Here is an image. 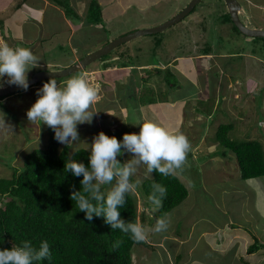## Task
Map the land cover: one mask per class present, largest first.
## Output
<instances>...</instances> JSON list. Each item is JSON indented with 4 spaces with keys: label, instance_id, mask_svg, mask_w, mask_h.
Listing matches in <instances>:
<instances>
[{
    "label": "rangeland",
    "instance_id": "374dc122",
    "mask_svg": "<svg viewBox=\"0 0 264 264\" xmlns=\"http://www.w3.org/2000/svg\"><path fill=\"white\" fill-rule=\"evenodd\" d=\"M62 1L69 2L82 16L74 22L77 26L81 21L82 30L78 29L79 26L75 27L71 36L68 29L62 30L61 20L62 23H57L59 30L53 31V38L50 39L49 31L54 29L50 15H46L45 19H48L44 20V24L30 20L25 24L31 28L30 32L40 31V36L47 37L41 48L35 50L45 53L44 68L50 71L61 70L73 59L82 56L83 49L93 51L97 37L100 40L103 36L102 39L110 41L138 29L158 26L191 2L98 0L103 13L99 26L106 29L103 32L95 24L84 22L91 0ZM241 1L244 8L242 21L248 26H261L264 29V0ZM250 2H258L261 7ZM2 3L3 0H0ZM53 4H58L57 0ZM12 6L14 8V3ZM62 11L65 12L64 9ZM225 11L228 12L225 0H201L190 14L166 30L145 34L118 46L112 54L104 55L103 59L86 68H99L110 58L114 59L110 60L111 65L116 64L117 67L107 73L108 78H115L113 84L97 87L89 83V89H82L88 98L79 93V87L75 85H61L55 89L47 87L64 79L54 78L36 89L42 91L31 87L0 99V177H11L14 167L22 166L24 155L36 148L44 149L48 144V127L54 124L61 128L62 144L71 143L73 149L85 147L97 155L98 164L91 173L95 186L109 181L108 189H105L107 192L141 194V199L137 197L138 211H144L147 222L143 224L140 218V232L148 245L134 247V264H169L170 258L173 264H177L178 257L200 258L203 264H245V260L250 261L249 264H264V260L253 261V257H264L263 249L247 253L253 235L264 242V176L244 180L235 153L228 150L224 155L222 151L225 147L222 148V144L215 140L218 126L232 122L235 127L228 134L232 139L258 140L264 148V37L242 34L227 17L222 16ZM52 12L59 15V11ZM63 24L71 29L74 27L68 22ZM20 34L25 36L28 31ZM0 42L4 47L0 57L9 63L11 50L7 48L1 30ZM105 42L101 41L97 46L101 47ZM208 43L214 55L202 54L201 49ZM18 44L15 48L23 51L22 43ZM73 47L83 49L73 55ZM29 56L19 55L14 65L9 67L0 65V86L21 82L33 74L35 67L31 60L36 63L42 58ZM175 57L180 58L176 60ZM122 64L131 65L130 78L127 70V77H123L125 70ZM166 67L174 72L170 78L178 80L180 84L175 90L169 86L167 88ZM211 67L213 69L209 71ZM80 73H74L77 75L74 77L92 78L88 72L85 76H78ZM190 75L196 79L198 86L202 78L207 87L200 83L201 87L195 91L194 98L184 103L181 119V125H185L183 131H161L157 127L159 123L155 121L153 108L170 98L183 99L187 96L186 91L191 86ZM74 77H67L66 80ZM82 85L86 88L84 83ZM51 91L61 94L56 96L61 98L59 103H50L54 95ZM92 98H98V101L102 99L94 104L98 109L106 108L108 102H113L112 107H108L110 112L115 110L114 128L111 131H97L92 114L86 113L94 111L95 107L90 104ZM77 100L84 103L79 104ZM193 106L205 112V119L209 120L207 125L204 121L200 127L194 125L189 128L186 118L192 116L190 110ZM185 108L190 110L185 112ZM71 114L72 118L78 119V125L68 124L70 131L64 130L66 125L59 116L68 118ZM87 114L90 131H74L79 123L88 120ZM152 122L155 129L150 128ZM198 131L199 137L194 138ZM202 133L205 135L203 147L198 145ZM167 137L170 141L166 142ZM210 142L216 146L209 149ZM211 158L213 164L210 163ZM152 160H160L168 165L179 174L189 190L187 199L162 218L153 216L152 211L157 212L159 206L152 203L142 189L144 180L152 176L149 167ZM129 177L134 178L133 185L127 181ZM143 206H149V213L145 212ZM234 255L242 256L243 262L235 259L237 263H230L234 261ZM155 258H160V263H154Z\"/></svg>",
    "mask_w": 264,
    "mask_h": 264
},
{
    "label": "trees",
    "instance_id": "16d2710c",
    "mask_svg": "<svg viewBox=\"0 0 264 264\" xmlns=\"http://www.w3.org/2000/svg\"><path fill=\"white\" fill-rule=\"evenodd\" d=\"M26 1L19 0L17 4L20 6ZM57 3L72 22L82 17L69 2L57 0ZM251 4L261 7L258 2ZM86 12V19L82 20L99 27L103 13L98 0H91ZM222 16L227 17L239 31L229 10ZM3 28L5 23L0 21V30L7 46L15 50L14 46L9 45ZM100 29L103 32L106 30ZM44 41L42 37L31 45L43 44ZM106 42H109L108 39ZM31 45L23 44L24 55L29 58V55L34 57L31 53L34 47ZM201 50L203 55L212 54L213 51L210 43ZM3 52L4 47L0 42V56ZM112 53L113 51L108 55ZM110 60L114 61L110 58L102 64V69L112 66ZM1 64L4 67L14 65L6 63L0 57ZM41 69L36 66L33 73ZM165 70L167 88L169 86L172 90L177 89L180 85L178 80L170 78L174 72L169 67ZM85 71L90 70H80L78 76ZM74 76L77 75L67 77ZM48 82L49 80H43L35 85ZM202 83L207 86L203 80ZM7 96H0V99ZM219 96L225 99L222 95ZM201 112L205 114L203 110ZM234 127L232 122L221 123L216 130V142L222 144V148L225 147L222 153L226 155L228 150L235 153L244 180L263 177V145L254 139H232L228 134ZM60 130L59 126L50 125L47 146L44 149L36 148L24 155L22 166H15L11 177H0V264H134V247L148 245L140 232V218L143 224L147 222L144 211H138L137 197L141 199V194L134 192V195L129 191L107 192L105 189H108L109 181L95 186L91 173L98 164L97 155L85 147L73 149L71 143L62 144ZM230 157L233 158L232 153ZM149 167L152 176L144 180L143 193L152 203L159 206L157 212L152 211L153 216L162 218L187 199L189 190L179 174L164 162L152 160ZM127 181L131 185L134 184L132 177ZM144 209L146 213L151 210L149 206ZM252 239L247 253L264 250V242L258 236L253 235ZM180 259L178 257L177 262Z\"/></svg>",
    "mask_w": 264,
    "mask_h": 264
},
{
    "label": "crops",
    "instance_id": "0c3cea01",
    "mask_svg": "<svg viewBox=\"0 0 264 264\" xmlns=\"http://www.w3.org/2000/svg\"><path fill=\"white\" fill-rule=\"evenodd\" d=\"M15 1L16 0H13V1L12 0H3V3L0 4V21L5 23V28H3V29L5 30V36L7 37V41L9 42V45H11V46L15 47V45L16 46L19 45L18 44L19 42L22 43V45L23 44L31 45L37 39L38 40L42 39V37H43V39H47V37H45V35H43V36L41 35L40 36L38 34L40 31L38 33H32V32L29 31V30H31V28L26 26L29 20L31 22H36L37 21L40 24H44V20L46 21L48 19V18L45 19L46 15L47 16L50 15L51 16V20L53 21V25L52 26H53L54 29H51L50 30L51 32L49 31L50 39L53 38L52 32L59 30V28H57V23H58V21L61 22V20L65 24H67V22H68L69 24H72L74 26L71 29L67 25L65 27L64 24L61 22L62 23V25H61L62 26V30L64 31V29H68V31H70V35L72 34V30H74L75 27L79 26L78 29L82 30V26H83L82 23H80L77 26H75L74 22H72L71 19L67 17L65 12L62 11L61 6L58 5V4H56V5L53 4L52 0H27L26 2H24L20 6H18V4H17L18 0H17L16 4H15ZM13 3H14V8L12 6ZM52 11H54V12L59 11V15L57 16V14H53ZM253 27L262 28L261 26H253ZM97 28L99 29L100 26L97 27ZM26 31H28L27 35H25V36L23 35L22 36V34H20V33H25ZM16 32H18L17 33L18 37H16L17 36V34H15ZM11 33H14V35H12ZM102 37L100 38V40H99L98 37H97V40H94V41H97V42H96V47L95 48L93 47V50L98 48L97 45L99 43H101V41L107 40L106 38L102 39ZM69 38H70V36H69ZM12 40H15V41H12ZM87 42H88V44L91 43L90 41H87ZM41 46H42L41 43H38L37 45H35L34 49H33V51L31 53L34 55V57H41L42 60H40L39 62H36V63L33 62V60H31L32 61L31 63L34 64L35 67L37 66V67H40V68H42L44 70H48L47 68H44L45 61H46L45 60V53L42 54V50H41V53H39V52H37L35 50V49H40ZM7 48H9V47L7 46ZM9 49L11 50V55H10L11 61L9 62L11 64H14V62L17 61V58L19 57V55L25 54V52H23L22 50L20 51L21 52L20 53L19 52L20 49H17V48H15V50H14V48H9ZM82 49H83V47L82 48H77V49L76 48L74 49V47H73L72 48L73 55L78 53V51H80ZM84 50L85 51L87 50L88 51V52L86 51L87 53H89L91 51L90 49H83L81 51L83 53L82 56H80L81 58L84 55H86V54H84L85 53ZM80 57L79 58L77 57L76 59H73L71 62H69L70 64H68L67 66H64L63 68L68 67V66L76 63L79 59H81ZM180 57H177V58L175 57L174 59H178ZM54 64L55 63H53L52 66H54ZM130 67L131 66H125V67L122 66L123 70H125L123 72V74H124L123 77H125V78L127 76H129V78L131 77V70L132 69H130ZM63 68H61V69H63ZM114 68L117 69V67L115 65H112V66H110V67H108L106 69H102V66H101L99 68L91 69L90 71H85L83 73L84 76L87 74V72L90 73L92 78L96 79V80H93L92 78H90V76H89V78L87 77L85 79H83V78H74V79H69V80L65 79L64 81H59V83H55L53 85H48L47 87L51 86L53 89H55L56 87H59L61 85H63L64 87L67 86V85H69V86L75 85V86L79 87V93H81L83 96H85V98H88V96H87L88 94L86 92H84V90H82V89H87V88L89 89V87H90L89 83H91L92 85H96L97 87H100V86H105L106 87L109 84H113L114 81H116L115 78L114 79L108 78L107 77V73L111 72ZM126 70L128 71V75H127V71ZM190 78H192V79L189 80L191 86L186 91L187 96H184L183 99H178V98L172 99V98H170L168 101L162 102V104L159 107H156V108L154 107L153 108V115L155 117V121L157 123H159V125L157 127H160L161 131H168L170 133H174L175 131H183L185 125L184 126L181 125L182 124L181 119H183L182 114L184 113V110H183L184 103L187 100L194 98L195 91L198 90L201 87L200 83H202V80H200L199 86H198L196 84V79L193 78L192 75H190ZM25 79H27V78H25ZM210 82H212V81H210ZM82 83L85 84L86 88H84V85H82ZM40 87H41L40 85H37V86L33 87V89L36 90V89H38ZM124 88H127V87H124ZM42 90L43 89H39V90H36V91H42ZM210 90L211 91H215V90H212V88H210ZM95 91H98V90L95 89ZM51 92H53L52 94H54L55 96L54 95L51 96L50 103L52 105H54L56 102L59 103L61 98L56 97V96L57 95L61 96V94H59V93L55 94L54 91H51ZM208 95L211 96L210 93H208ZM53 96L56 97V98H54ZM101 100L102 99H100L98 101V98H92V101L90 102V104L95 107L94 104H98ZM131 100H133V99H131ZM217 100H218V98H217ZM76 102L79 103V104L84 103V101H81V100H77ZM85 102L87 104H89V102H87L86 99H85ZM225 102L227 103V101H225ZM65 104L68 105L67 103H65ZM112 104H113V102H111V103L108 102V106L106 108H103V109L99 108L98 109L97 107H95L94 111H91V112L90 111H86V113L88 112L89 114H92V120H94V125H95L97 131H105V130L111 131L114 128V121H113L114 117H113V115H114L115 110H114V112H110V110L108 108L109 106L112 107ZM225 106H228V104H225ZM215 107L216 106H214V108ZM180 109H181V111L179 112ZM194 109H195V111H194ZM188 110H190V109L189 108L188 109L185 108V112L188 111ZM190 111L192 113V116L186 118V121H187V124L189 125V128L190 127L191 128L195 127L194 125H197L198 127H200L203 124L204 121H207L205 119L206 115L203 112H201L198 109H196L194 106H193V108H191ZM68 113L69 112H67L66 114H68ZM89 114H87L88 115V120L86 122H84V123H79L78 128L75 129L74 131H77V132L78 131H90V127L91 126H89V124H88L89 123V119H90L89 118ZM72 115L73 114L68 115V118H65L64 116L62 118V117H60L61 116V114H60L59 119H61L66 125L64 130L68 129V126H67L68 124H70V125H78V124H76V120L78 121V119L77 118H72ZM209 117H211V116L209 115ZM68 120H70V121H68ZM206 125H207V123H206ZM104 127H105V129H104ZM150 128L151 129H155L156 128V126L153 125V122L150 123ZM186 128H187V126H186ZM68 131H70V130L68 129ZM197 134L200 135V132L196 133L194 138L199 137V135L197 136ZM163 137H165V136H163ZM203 137H205L204 133H202V135H201V140L198 143L199 146L202 145ZM169 139L170 138L167 137L166 140L165 139L164 140L167 142V141H170ZM211 146H216V145L214 143L211 144V142L208 143L209 149H210ZM201 147H203V145ZM212 159L213 158H211V161H213ZM234 257H235L234 261L230 262V263H237V262H235V259H237V261H239V260L242 261V259H243L242 256L238 257V256L234 255ZM262 260H264V257H253V261L262 262ZM156 262L160 263V258H155L154 259V263H156ZM244 262H245V264H249L248 262H250V261L245 260ZM203 263H204V261L202 259H200V258H194V259L186 258V259H182V261H179L177 264H203ZM169 264H173L171 258H170Z\"/></svg>",
    "mask_w": 264,
    "mask_h": 264
},
{
    "label": "water",
    "instance_id": "95a60500",
    "mask_svg": "<svg viewBox=\"0 0 264 264\" xmlns=\"http://www.w3.org/2000/svg\"><path fill=\"white\" fill-rule=\"evenodd\" d=\"M201 0H191V2L178 14L170 18L169 20L165 21L164 23L145 29H138L132 31L128 34L119 36L115 39H112L105 45L87 53L81 59H79L76 63L63 68L61 70H39L36 71L23 82L14 83L8 86H0V96H6L11 93L19 92L25 90L36 83L43 81V80H50L54 78H64L70 76L80 70H85L89 65L93 62L100 59L102 56L110 53L113 51L117 46L126 43L134 38L145 34H152L166 30L170 26L174 25L175 23L181 21L184 17L192 12L194 7L200 2ZM226 5L228 7L229 13L234 24L238 27L239 31L243 34L250 36V37H264V29L258 27H251L246 25L241 17V11L243 10V5L240 0H225Z\"/></svg>",
    "mask_w": 264,
    "mask_h": 264
},
{
    "label": "clouds",
    "instance_id": "9594fccd",
    "mask_svg": "<svg viewBox=\"0 0 264 264\" xmlns=\"http://www.w3.org/2000/svg\"><path fill=\"white\" fill-rule=\"evenodd\" d=\"M240 2L242 3V1L240 0ZM243 5V4H242ZM243 11H244V8H243V10L241 11V14L243 13ZM241 14H240V17H241ZM111 41V40H110ZM122 45V44H121ZM99 48V47H98ZM35 73V72H34ZM31 77V76H30ZM28 79V78H27ZM26 80V79H25ZM24 80V81H25ZM21 82H23V81H21ZM18 83V82H17ZM35 86H37V85H33V86H31V87H35ZM31 87H29V88H31ZM28 89V88H27ZM26 90V89H25ZM7 96V95H6Z\"/></svg>",
    "mask_w": 264,
    "mask_h": 264
},
{
    "label": "flooded vegetation",
    "instance_id": "af4514ba",
    "mask_svg": "<svg viewBox=\"0 0 264 264\" xmlns=\"http://www.w3.org/2000/svg\"><path fill=\"white\" fill-rule=\"evenodd\" d=\"M251 27H253V26H251Z\"/></svg>",
    "mask_w": 264,
    "mask_h": 264
}]
</instances>
